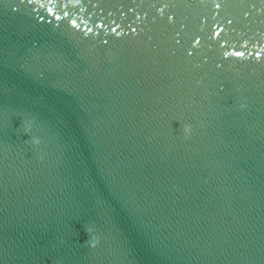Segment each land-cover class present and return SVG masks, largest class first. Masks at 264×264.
Instances as JSON below:
<instances>
[{"label":"clouds","instance_id":"9594fccd","mask_svg":"<svg viewBox=\"0 0 264 264\" xmlns=\"http://www.w3.org/2000/svg\"><path fill=\"white\" fill-rule=\"evenodd\" d=\"M29 128H30V125H26V126H25V132L29 131ZM183 131H184V133H185V137L187 138L188 134L191 132V126H190V125L185 126L184 129H183ZM32 143H33V144H39L40 141H39L38 139H33ZM85 232H86L87 234H91L92 229H91V228H86V229H85ZM89 243H90V246H91V247H95L96 244L98 243V240L96 239V237L92 236V237H91V240L89 241Z\"/></svg>","mask_w":264,"mask_h":264}]
</instances>
